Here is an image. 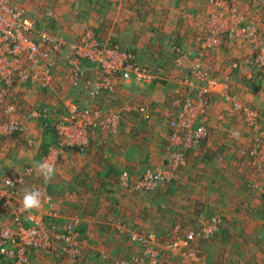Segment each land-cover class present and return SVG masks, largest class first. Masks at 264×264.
<instances>
[{"label":"rangeland","instance_id":"obj_1","mask_svg":"<svg viewBox=\"0 0 264 264\" xmlns=\"http://www.w3.org/2000/svg\"><path fill=\"white\" fill-rule=\"evenodd\" d=\"M18 5H21L26 14L36 21L38 29L44 28L48 32L62 37L66 41V46L57 55L55 83L44 89L50 93L49 96L32 84L19 83V86H24L20 92V99L17 94L18 89L15 88L13 101L18 105L19 111L12 115H14L13 118L26 122L28 129L23 134L11 135L4 139L5 142L10 140L9 145H4L5 142H2L0 146L3 145V150L16 149L14 145L16 140H11L12 138L22 144L25 142V145L28 144L27 139L32 142L31 145L24 147L28 151V161L22 160L23 155L18 156L14 161L16 163L12 167L14 168L12 174L0 173V178H15L23 174L27 167L34 168V165L40 162L41 157L47 154L49 147L58 148L59 152L56 154L54 164L55 175L46 184L47 191L54 200L55 209L57 203L62 210L67 211L70 209L69 203L77 199L76 188L69 190L70 187L66 183L69 180L67 170L81 167L83 172L87 171L89 156L87 157L86 147H83V152L76 147L59 148L58 138L53 127L49 128L50 124L46 125L47 134L43 132V126H30L29 128L28 123L33 120H25V114L21 112L20 105L24 104L29 107L34 101L45 102L48 100V105L39 102L52 114V117L47 120L48 123L53 122L51 119L54 120L67 114L68 103L74 104L80 110L93 107L94 102L86 96L81 81L76 86L69 83L68 69L70 67L65 62V53L70 50L69 43L79 40L87 30L94 33L101 45L131 53L140 64L152 68L158 77L151 83L152 85H137L119 80L116 82L114 98L115 100L118 96V99L124 97L126 100H136L135 102H139L140 105L147 104L149 109L148 117L142 116L141 118L140 116L138 119L136 115L138 120L129 119L124 122L125 126H120V128L124 127L129 131L135 128L139 133L134 135L135 137L129 136L133 144L131 148L134 150L126 154L132 158L135 165H125L118 177L122 188L120 189L122 191L126 189L125 193L132 192L131 194L142 198L149 197L150 216L148 215L144 219L136 213V223L125 217H115L118 219L116 223L123 224L125 221L131 223L127 226L123 224L129 230H143L140 232L144 234L149 230V234L144 235L151 239L148 247L131 246L124 242H130L128 235L113 233V236L118 235L121 240L119 243H123L121 245L124 249L114 247L115 241L109 246L106 244L108 249H104L97 240L91 243L86 242L85 236L79 230L78 258L72 260L71 258L30 254L32 262L34 264H104L106 262L114 264L119 259L137 256L142 260V263L139 264H207L200 258L199 243L203 240H211V246L215 253L236 252V249L245 244L241 249L244 251L243 256L249 259L246 264H264V0H93L92 3H88L86 0H28L20 2ZM48 11L54 12L55 17L49 18L46 14ZM244 28H247L249 32L247 33ZM173 45L196 54L200 66L208 75H211V78L216 80V85L214 87L199 86L200 83L191 76L192 72L187 64L183 67L176 64L177 54L171 50ZM233 64L236 66L232 67ZM81 65L87 77H95L94 64L89 59H81ZM59 70L62 73L63 71L67 73L65 79L58 81V77L61 75V73L59 75ZM185 79L188 84L184 83ZM206 80L207 78L202 84H206ZM191 83L193 86H189ZM119 86L120 89L125 88L122 92H126V96H119L122 94V92L117 93ZM198 86L199 88H197ZM202 90H204L203 98L206 101V106L203 112L197 115L194 125L202 126L205 135L202 139L199 138L198 142H194L197 145L189 147L185 145L187 144L183 136L185 129L177 127L172 122L177 119L185 102L189 101L193 106L197 105L199 97H202L199 93ZM101 98L95 101L99 106L105 101ZM235 103L239 107L234 108ZM101 110L104 116L111 113L120 116L114 129L116 130L124 116L122 111L107 112L103 106ZM247 110L254 117L252 124L244 120ZM233 115L238 116L245 128L252 132L249 147L241 151L247 159L243 163L247 168V173L250 171V178L245 181V190L253 201L251 202L254 204L252 208H255L253 214L249 215L248 231L242 234L232 232V235H224V237L221 234L216 236L219 227L211 234L200 232L198 218L202 217L207 220L212 216L221 218V215L216 212L207 216V208L203 206L196 209L198 212L195 213L191 209H194L192 205L189 208L191 215L187 216L186 220L176 216L180 213L178 207H174L175 211L172 209L176 214L175 222L171 227L173 229L170 231L166 210L171 209L170 206H172L171 203L168 205L171 194L169 195L165 189L172 184V180L175 178L173 176L186 165L189 153L196 152L202 143L208 142L209 130L215 126L218 127L219 121L225 127L224 122L226 121L224 120ZM121 124L123 125V122ZM33 131H37L38 135H33ZM151 144L154 149L147 151L140 149ZM16 151L12 150L10 155L17 157ZM104 154L107 156L106 153ZM90 160L92 163L89 165V172L91 174L96 170L101 172V163L105 164L106 161L101 158L100 154ZM111 171L113 175L118 173L117 169ZM124 171L129 178L127 185H123L121 181V174ZM145 171L159 172L162 179L152 189H138L135 185L132 186L129 180L131 182L138 181ZM27 180L26 184L22 186L23 191L31 186L29 182L37 185L42 184L40 177L36 174L28 177ZM249 183H254L261 189L251 188ZM95 187L98 185L92 186V188ZM108 190H112V193L117 191V189ZM175 191L180 194L178 190ZM95 203L87 200L81 201L80 208L92 210V205ZM130 204L129 200H123L114 205V212H120L122 208L131 211ZM0 206L6 212L4 214L7 217V220L0 225L1 228L4 225L12 224L13 218L1 202ZM80 208L79 211H76L81 214L78 215L79 219L68 220L76 221L77 226L83 216ZM53 216H55V212ZM47 221L54 222L59 227L68 222H59L56 218H48ZM107 222H112V220H107ZM193 224H197L196 230H194ZM190 231L194 233V239L185 243V236ZM235 235L238 237L236 241L233 240ZM113 236L110 237L113 238ZM231 238L232 240H230ZM149 251L156 253L155 263L149 261ZM0 264H11V262L1 258Z\"/></svg>","mask_w":264,"mask_h":264},{"label":"built area","instance_id":"obj_2","mask_svg":"<svg viewBox=\"0 0 264 264\" xmlns=\"http://www.w3.org/2000/svg\"><path fill=\"white\" fill-rule=\"evenodd\" d=\"M27 1L0 0V109L4 115L9 116L0 119V142L8 136L23 134L28 129L26 122L11 117L19 111L18 105L13 101L15 88L19 83H29L41 90L51 87L57 78L55 71L57 55L66 46V41L62 37L44 28H37L39 26L36 21L26 14L21 5H18L20 2ZM46 14L49 18L55 17L52 11ZM244 29L247 33L249 32L247 28ZM213 42L216 43L215 40ZM68 47L70 50L65 53V62L70 67L68 69L69 83L76 86L81 81L86 96L94 102L93 107L80 110L74 104L68 103L67 114L51 119L53 122L48 123L47 120L52 117L50 110L39 102H35L24 112V117L25 120H38L45 126L50 124L49 128L53 127L57 135L59 148L76 147L83 152L86 138L90 134L98 130H114L120 119L119 115L113 113L104 116L103 112L101 113V107L95 101L101 97L114 100L116 82L119 80L143 85L151 84L158 77L152 68L140 64L131 53L101 45L91 30H87L79 40L70 42ZM171 50L177 54L176 64L180 67L187 64L191 69V76L200 83L199 86L214 87L216 85V80L200 66L196 54L184 51L177 45H173ZM84 58L94 64L95 77L85 75L81 65V59ZM235 66L236 64L232 65V67ZM206 78V84H202ZM184 83L188 84L187 79ZM189 86H193L192 83ZM199 93L202 97H199L197 105L193 106L189 101L185 102L177 119L172 122L177 127L185 129L183 136L187 143L185 145L189 147L197 145L194 142H198L205 135L202 126L194 125L197 115L203 112L206 106L203 98L204 90ZM235 107L239 105L235 103ZM137 112L143 117H148V105L139 104ZM245 112L244 120L252 124L254 121L252 113L248 110ZM27 142L31 145L32 140L27 139ZM58 152V148L49 147L47 154L41 157L40 162L47 160L55 164ZM34 174L37 175L35 168L27 167L23 174L15 178H0V202L13 218L12 224L0 228V259L9 260L11 264H34L30 257V254H34L74 260L79 257V225H76V221H68L59 227L56 223L47 221L49 216L54 215V200L41 177V185L29 182L31 184L29 188H38L43 194L41 208L32 212L21 210L22 186L26 184L28 177ZM5 179L12 181L11 187ZM128 179L127 173L122 172L123 185L128 184ZM160 179L162 177L159 172L145 171L141 179L134 182L129 180V182L138 189L147 190L152 189ZM248 185L254 189H261L254 183ZM220 222L221 218L217 216L207 220L201 217L197 220L200 232L208 234L218 230ZM128 237L132 241H140L143 244L151 241L135 232H129ZM193 239L194 233L190 231L186 234L184 241L188 243ZM156 256L155 252L149 251V261L155 263ZM139 263H142L141 258L131 256L128 259H119L114 264Z\"/></svg>","mask_w":264,"mask_h":264},{"label":"crops","instance_id":"obj_3","mask_svg":"<svg viewBox=\"0 0 264 264\" xmlns=\"http://www.w3.org/2000/svg\"><path fill=\"white\" fill-rule=\"evenodd\" d=\"M86 1L88 3H92L93 0ZM61 63L64 62L61 61ZM66 73L67 72L64 71L62 73L59 70L60 77H58V81L60 79H65ZM23 88L24 86L19 85L16 87V89H18V97H20V92ZM124 89L125 88L120 89L119 86L117 93L119 94ZM145 89L148 90L149 88ZM41 92H44L46 96H49L50 94L45 90ZM121 95L126 96V92L119 94V96ZM101 100L105 101L100 107L103 106L107 112L122 111L124 116L120 122V125L114 131L98 130L86 138V144L84 146L86 147L87 157L89 156L87 171L83 172L81 167L67 170L69 172V180L66 183L70 187L69 190H74V188H76L78 197L76 200L69 203V208H72L71 210L68 209L67 211H64L60 208L59 204L56 203V209L54 206L55 216H49L48 218H56L59 222H66L74 218L79 219L78 215L81 214L77 213L76 211H79L81 201L87 200L89 202H96L94 205H92V210H88L89 208H80L83 216H81L82 221H80L78 228L82 235L85 236V241L91 243L94 242V240H97V242L100 243L104 249H108L106 244L109 246L113 243V241H115L116 245L114 247L124 249L121 245L123 243H119L121 240L119 239L118 235L113 236V233L128 235L129 232H136L144 237V235H148L150 232L148 230V232H145L144 234L140 232L143 230H129L124 226L131 224L127 223L128 221L123 222L124 225L120 222L116 223L118 220L117 218L120 217H125L136 223V213L139 215V217H144V219L148 215L150 216V208L148 207L150 205L149 197L144 196L142 198L141 196L131 194L132 192L125 193L124 191L126 189H123L124 191L121 190L122 188L120 187L121 185L119 183L118 177L120 171L123 167H125V165H135V162L132 160V158L126 154L134 150L131 148L133 147V144L132 139L130 140L129 136H134L139 133L135 128L129 131L128 129H124V127L123 129L120 128V126H125L124 122L129 119L138 120L141 114L137 112V104H139V102H135L136 100H126L124 97L118 99V96L114 101H109L104 97H102ZM35 102H40L41 104L45 103L47 105L49 103L48 100H45V102L34 101L33 103ZM33 103H31L30 106ZM24 106L27 105H20L21 112H25L26 108L28 107L27 106L23 108ZM136 115L138 119L135 117ZM7 117L9 116L4 115L2 110H0V119H5ZM11 117L13 118L14 115H11ZM224 121H226L224 122L225 127L222 126L223 123H220L221 121H219L218 127L215 126L213 129L209 130L208 142H204L205 144L202 143L200 149L196 152L189 153L188 162L175 174V176H173L175 178H173L172 184L168 185L165 189L169 195L171 194L168 205L171 203L170 205L172 206H170L171 209L166 210L168 213L167 216L169 217L168 225H170V231H172L173 228L171 227L175 222L174 216L176 212L174 211L176 209L174 207H178L177 209L180 210L178 211L180 213L176 216L178 218L180 217V219L186 220V217L191 215V210H189L191 205L194 207V209H191L195 213L198 212L196 209H199L200 206H203L207 208V216L216 212L221 215L222 221L219 225V232L218 235H216L217 237L220 236V234L223 237L224 235L230 236L232 235V232H235L236 234H242L249 229V215L253 214L255 208H252V205L254 204L251 202L253 201L245 190V181L246 179L250 178V171L247 173V168L244 166L245 164H243L245 161H247V159L241 151L242 149L246 150L249 147V144L251 143L252 132L251 130L245 128L238 116H228V118H226ZM122 122L123 125L121 124ZM28 125L29 128L30 126H43V132H47V126L42 125V123L38 120L29 121ZM233 131L239 133L238 138H233L231 135ZM36 134L38 135V132L33 131V135ZM9 137L10 136L7 138ZM11 140H16L14 141L16 149L7 148L6 150H3V145L0 146L2 148V151H0V173H4V175L5 172L12 174V170H14L12 167L16 163L14 161L16 158H18V156L23 155L22 160L25 162L29 159V156L27 155L28 151H26L24 148L28 144L25 145V142L22 144L15 138H12ZM5 141L6 140L1 141L0 144ZM9 141L5 142L4 145H9ZM140 149H146L147 151L154 149V146L151 144L146 146V148L142 147ZM12 150H17L15 152L17 153V157H14L15 155H10ZM68 151L75 152L76 150ZM104 153H106L107 156ZM99 154L101 158L106 161V163H101V172L96 170L95 173L91 174L89 172V165L92 163V160L90 159H94ZM112 169H117L118 173L113 175L111 171ZM62 177L65 178V176ZM94 184H97L98 187L92 188V186L94 187ZM108 189H117V191L116 193H112V190L109 191ZM175 190H178L180 194H178ZM123 200L130 201L131 211L122 208L120 209V212H114V205L121 203ZM172 209L174 211H172ZM4 213L6 212L0 206V225L7 220V217ZM107 220H112V222H107ZM139 222L141 223V220H139ZM196 225L193 224V227H195L194 230L197 229ZM110 236H113V238ZM237 238L238 237L235 235L233 240L236 241ZM230 240H232V238ZM124 242L131 246L141 245L148 247V243L143 244L140 241L136 242L130 240V242ZM199 245L200 258L203 259L207 264H246V262L249 261L246 256H243L244 251L241 249L243 246H245V244L239 249H236V252L228 253L213 252L211 240L200 241ZM247 257L249 258V256ZM104 264H107V262Z\"/></svg>","mask_w":264,"mask_h":264},{"label":"clouds","instance_id":"obj_4","mask_svg":"<svg viewBox=\"0 0 264 264\" xmlns=\"http://www.w3.org/2000/svg\"><path fill=\"white\" fill-rule=\"evenodd\" d=\"M203 131V130H201ZM233 138H238L239 133L233 131ZM35 171L41 177L45 184L49 183L55 175V165L47 160L34 165ZM8 186H12V181L5 179ZM43 194L38 188H25L21 199V210L24 212H32L38 210L42 206Z\"/></svg>","mask_w":264,"mask_h":264}]
</instances>
